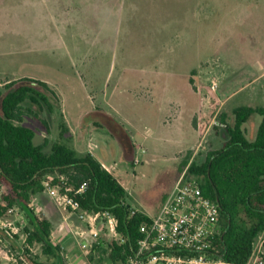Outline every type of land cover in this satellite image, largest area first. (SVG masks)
Listing matches in <instances>:
<instances>
[{
	"label": "rangeland",
	"instance_id": "374dc122",
	"mask_svg": "<svg viewBox=\"0 0 264 264\" xmlns=\"http://www.w3.org/2000/svg\"><path fill=\"white\" fill-rule=\"evenodd\" d=\"M25 78L47 84L33 86L51 105L26 103L37 114L23 122L35 143L47 141L50 152L61 141L97 160L105 148L128 204L153 216L181 174L227 141L222 115L232 124L234 109L264 107V0H0V113L8 84ZM261 120L245 124L250 141ZM7 192L0 187V201ZM69 213L79 232L71 235L86 245L79 255L107 261L109 245L121 240L107 217L92 226ZM3 223L19 233L0 227V264H56L27 244L23 210ZM263 244L261 236L253 252ZM61 252L69 264L71 254Z\"/></svg>",
	"mask_w": 264,
	"mask_h": 264
},
{
	"label": "trees",
	"instance_id": "16d2710c",
	"mask_svg": "<svg viewBox=\"0 0 264 264\" xmlns=\"http://www.w3.org/2000/svg\"><path fill=\"white\" fill-rule=\"evenodd\" d=\"M33 85L47 87L45 82L25 78L9 83L1 100L0 187L8 192L1 197L0 219L19 207L30 225L25 230L27 243L39 244L44 255L59 258L61 247L52 240V224L31 206L33 197L45 191V179L57 174L52 184L61 185L63 193L67 187L73 188L69 195L82 209L109 213L117 219L121 240L109 245V257L114 264H129L143 237L140 227L150 220L149 216L133 210L125 187L92 154L81 156L61 141L54 142L50 152H46L47 141L35 143L36 131L23 124L34 114L26 103L51 105ZM256 114L262 120L256 138L250 141L244 126ZM233 115L232 124L225 115L221 117L227 141L219 149L210 146L205 162L192 163L188 175L199 176L205 195L220 205L219 226L223 230L216 238L213 253L227 264H246L255 242L264 236V107H239ZM61 128L64 134L68 132L65 125ZM84 182L87 189L77 194L75 190Z\"/></svg>",
	"mask_w": 264,
	"mask_h": 264
},
{
	"label": "built area",
	"instance_id": "2783aa9c",
	"mask_svg": "<svg viewBox=\"0 0 264 264\" xmlns=\"http://www.w3.org/2000/svg\"><path fill=\"white\" fill-rule=\"evenodd\" d=\"M43 185L60 207L75 213L83 221H89L92 226L102 215L106 216L110 232L114 236L119 235L117 219L109 213H91L82 209L80 203L69 195L73 188L67 187L63 193L60 185L48 180ZM87 186L84 182L75 192L82 194ZM220 211L219 203L205 195L200 177L188 175L186 169L165 197L157 214L149 216L150 220L141 225L143 237L138 240L137 250L130 257L129 264L225 263L213 253L220 234ZM12 226V223L0 225L9 235L11 232L19 233V229ZM93 235L97 237L98 233L93 231ZM263 255L264 249L258 254L253 252L246 264H264Z\"/></svg>",
	"mask_w": 264,
	"mask_h": 264
},
{
	"label": "crops",
	"instance_id": "0c3cea01",
	"mask_svg": "<svg viewBox=\"0 0 264 264\" xmlns=\"http://www.w3.org/2000/svg\"><path fill=\"white\" fill-rule=\"evenodd\" d=\"M100 163L109 170L107 166L106 156H107V150L103 147L100 148L99 151ZM93 153V152H92ZM110 171V170H109ZM118 181L125 187L127 190L125 183L123 180ZM42 194H37L34 196L38 199V196H41L39 198L40 204L38 205V212L35 210L37 214L47 219L52 224V231L51 236L52 240L55 244L59 245L61 249H63L66 253V255L71 254L70 263L69 264H114L110 257H108L107 261H104L102 258H97L94 256L85 257L84 254L82 256L79 255V250L86 247L83 240H78L76 236L75 239L71 235V233H78L76 232V229L72 228V219L70 217L69 210L66 211V209L60 207L57 202H55L58 206H56L52 201H48L47 197H42ZM36 199V200H37ZM32 200V201H33ZM55 201V200H53ZM49 202V203H48ZM32 206V203H31ZM34 209V208H33ZM71 212V211H70ZM73 213V212H71ZM84 234V233H83ZM82 235V234H81ZM28 244V243H27ZM29 245V244H28ZM31 246V245H29ZM33 246V245H32ZM98 245L94 244L92 248L95 251L98 249ZM77 249V250H76ZM44 255V254H43ZM62 255V256H61ZM109 256V253H108ZM56 264H64V257L63 253L61 252L59 255V258H57ZM216 264H227V263H216Z\"/></svg>",
	"mask_w": 264,
	"mask_h": 264
}]
</instances>
